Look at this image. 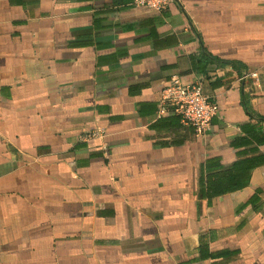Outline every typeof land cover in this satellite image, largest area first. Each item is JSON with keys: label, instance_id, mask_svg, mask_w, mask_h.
<instances>
[{"label": "crops", "instance_id": "1", "mask_svg": "<svg viewBox=\"0 0 264 264\" xmlns=\"http://www.w3.org/2000/svg\"><path fill=\"white\" fill-rule=\"evenodd\" d=\"M132 2L0 0V264H264V0Z\"/></svg>", "mask_w": 264, "mask_h": 264}, {"label": "built area", "instance_id": "2", "mask_svg": "<svg viewBox=\"0 0 264 264\" xmlns=\"http://www.w3.org/2000/svg\"><path fill=\"white\" fill-rule=\"evenodd\" d=\"M170 0H133V5L150 12H160ZM167 106H172L181 122L191 126L197 133L204 131L215 113V106L202 92L199 82L183 83L173 77L162 90L158 114H163ZM102 130H87L81 134L82 140H92L103 136Z\"/></svg>", "mask_w": 264, "mask_h": 264}]
</instances>
